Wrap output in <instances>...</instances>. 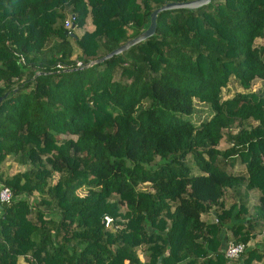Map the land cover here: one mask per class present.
I'll use <instances>...</instances> for the list:
<instances>
[{
  "label": "trees",
  "instance_id": "trees-1",
  "mask_svg": "<svg viewBox=\"0 0 264 264\" xmlns=\"http://www.w3.org/2000/svg\"><path fill=\"white\" fill-rule=\"evenodd\" d=\"M167 1L0 0V264H264L224 253L264 231V0L161 10L77 63ZM231 76L246 91L221 99Z\"/></svg>",
  "mask_w": 264,
  "mask_h": 264
},
{
  "label": "rangeland",
  "instance_id": "rangeland-1",
  "mask_svg": "<svg viewBox=\"0 0 264 264\" xmlns=\"http://www.w3.org/2000/svg\"><path fill=\"white\" fill-rule=\"evenodd\" d=\"M68 25L65 24V26L70 27V23ZM75 31H77L78 34H80V33H82L83 29L76 28ZM260 42H261V38H256L254 41L255 44H259ZM77 63H80V61H78ZM119 77H120V75H119L118 71H116L114 74V78H119ZM260 82H261V80H259V79L254 80L251 84L250 89H254V88L258 87L260 85ZM236 91H246V89H243V87L239 84L238 80L235 77L231 76L228 83L224 87H222L221 99H224L226 97L231 96ZM195 104H196L195 105L196 110L190 116L191 120L194 123H198L200 120L208 118L211 115L212 109H211V106L209 104L202 103L199 101H196ZM68 136L75 137L74 134H61V137H68ZM26 167H27L26 165L19 164V163L14 162L13 160H10V159H8L5 162H2V164H1V169L7 175L12 174L13 172H15L19 169L23 170ZM234 170L235 171L239 170L238 172H240L241 174H244L246 172L244 167H242V166L241 167L236 166V168ZM56 175L57 174L54 175L53 179H55ZM77 192L82 195L85 193V189L84 188H78ZM257 193L258 192L255 189L253 191H250V195L254 199H255V194H257ZM227 199H229L227 201V203L232 200L230 197ZM128 216H129V212L125 210L124 206H122L121 209L117 213L114 214V222L112 224H110L109 226L113 225L116 229L123 230ZM208 216H209L208 213L204 214V217H208ZM255 244H258V245L264 244V231L258 233L255 236V238L251 239V241L249 242L250 246L255 245Z\"/></svg>",
  "mask_w": 264,
  "mask_h": 264
},
{
  "label": "water",
  "instance_id": "water-1",
  "mask_svg": "<svg viewBox=\"0 0 264 264\" xmlns=\"http://www.w3.org/2000/svg\"><path fill=\"white\" fill-rule=\"evenodd\" d=\"M211 0H181V1H167L161 5L156 6L149 14V23L148 25L137 35L128 38L126 41L122 42L118 46L114 47L110 51L105 54L90 60L87 63H82L79 67H83V65H92L94 63H98L103 61L106 58L111 57L114 54L121 53L127 50L131 45L138 43L139 41L144 40L145 38L153 35L156 30V18L159 11L164 9H173V8H196L202 5L209 3ZM77 68V67H74ZM70 68V69H74ZM8 92H4L0 95V101L7 96ZM160 263V257L158 259V264Z\"/></svg>",
  "mask_w": 264,
  "mask_h": 264
},
{
  "label": "built area",
  "instance_id": "built-area-1",
  "mask_svg": "<svg viewBox=\"0 0 264 264\" xmlns=\"http://www.w3.org/2000/svg\"><path fill=\"white\" fill-rule=\"evenodd\" d=\"M72 23V17L68 16L65 21L64 25ZM69 26V25H68ZM67 27V26H66ZM12 197V191L9 186H2L0 187V202H7ZM114 222V215L110 213H106L104 215V223L105 226H109ZM246 244L242 241L235 242L233 240L227 241L224 247V253L228 258H235L240 255V253L245 249Z\"/></svg>",
  "mask_w": 264,
  "mask_h": 264
},
{
  "label": "clouds",
  "instance_id": "clouds-1",
  "mask_svg": "<svg viewBox=\"0 0 264 264\" xmlns=\"http://www.w3.org/2000/svg\"><path fill=\"white\" fill-rule=\"evenodd\" d=\"M70 25H71V24H70ZM64 26H65V25H64ZM78 64L80 65V64H82V62L80 61V63H78ZM249 242H250V241H249ZM249 242H248V243H245V244H246V245H247V244L249 245ZM226 243H227V241L225 242V245H226ZM224 247H225V246H224ZM245 247H246V246H245ZM243 251H244V250H243ZM243 251H242V252H243ZM242 252H241V253H242ZM241 253H240V254H241ZM237 257H238V256H237ZM235 258H236V257H235Z\"/></svg>",
  "mask_w": 264,
  "mask_h": 264
},
{
  "label": "crops",
  "instance_id": "crops-1",
  "mask_svg": "<svg viewBox=\"0 0 264 264\" xmlns=\"http://www.w3.org/2000/svg\"><path fill=\"white\" fill-rule=\"evenodd\" d=\"M252 197V196H251ZM255 197H256V194H255ZM253 198V197H252ZM254 199V198H253ZM208 217H210V216H208ZM207 217V218H208ZM210 220L212 219L211 217L209 218ZM251 241V240H250ZM140 257L143 259V256H142V254L140 253Z\"/></svg>",
  "mask_w": 264,
  "mask_h": 264
}]
</instances>
